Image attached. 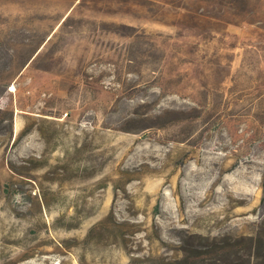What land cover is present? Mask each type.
I'll return each instance as SVG.
<instances>
[{
	"label": "rangeland",
	"instance_id": "rangeland-1",
	"mask_svg": "<svg viewBox=\"0 0 264 264\" xmlns=\"http://www.w3.org/2000/svg\"><path fill=\"white\" fill-rule=\"evenodd\" d=\"M0 257L264 264V0H0Z\"/></svg>",
	"mask_w": 264,
	"mask_h": 264
},
{
	"label": "trees",
	"instance_id": "trees-1",
	"mask_svg": "<svg viewBox=\"0 0 264 264\" xmlns=\"http://www.w3.org/2000/svg\"><path fill=\"white\" fill-rule=\"evenodd\" d=\"M217 251H219L218 249H217ZM197 252V255H203L204 253H201V252H198V251H196ZM0 264H1V257H0Z\"/></svg>",
	"mask_w": 264,
	"mask_h": 264
}]
</instances>
